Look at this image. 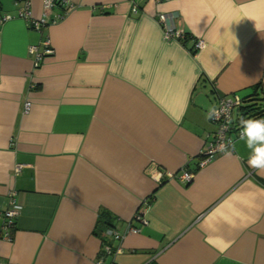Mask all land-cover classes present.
<instances>
[{"label":"crops","instance_id":"crops-1","mask_svg":"<svg viewBox=\"0 0 264 264\" xmlns=\"http://www.w3.org/2000/svg\"><path fill=\"white\" fill-rule=\"evenodd\" d=\"M73 2L30 0L48 17L38 30L23 0H0V264H264L250 149L232 132L231 156L198 164L218 98H264V0ZM161 13L189 37L165 39ZM46 39L36 65L29 46ZM11 191L21 210L4 238ZM102 210L138 231L102 241Z\"/></svg>","mask_w":264,"mask_h":264},{"label":"built area","instance_id":"built-area-1","mask_svg":"<svg viewBox=\"0 0 264 264\" xmlns=\"http://www.w3.org/2000/svg\"><path fill=\"white\" fill-rule=\"evenodd\" d=\"M24 4L23 6L18 10V15L25 18L31 23V26L35 29L41 30L42 26L45 24H48V17L46 15V12L44 13V16L41 18H34L32 16V10L30 8V0H23ZM65 4L66 3V12L70 9H73L75 7V4L73 0H43V7L45 10H48L55 4ZM133 10L136 11V7H133ZM9 17V16H6ZM159 22L163 24V33L165 39H172V40H182L184 31L177 28L173 21V15L161 13L158 15ZM43 49L42 51H38L37 46L31 45L29 46V52L35 54V64L37 65L41 58L46 55L53 52L52 48L49 46V40L46 39L43 41ZM205 45V42L203 39H197L194 42V51H197L201 48H203ZM239 97L237 95H234L233 97H219L218 103L216 108L219 109L222 105L228 104L231 102V106L229 108L228 115L231 117V123H228L225 115L221 114L218 119H211L213 123L216 124V130L212 136V140L207 146V149L203 152L204 156L199 160L198 164L199 166L204 165L216 152H219L217 150V145H219L222 141L224 143H227L229 140L232 141L231 134L234 132L236 135L239 136L240 133V124H236L235 120L238 117V106L242 104V98L239 97V103H236V98ZM30 105V102L27 101L25 104V110H28ZM235 110L236 113H235ZM252 118V117H250ZM264 118V115L258 116L256 118L252 119H261ZM249 119V118H247ZM171 176V174H169ZM193 176V173L187 170H183L180 173L181 179H184L186 181H189ZM14 192L11 191L9 193L10 200H9V206L3 211L2 213V227H3V236L4 238H8L9 230L13 227L14 224V218L17 216L18 212L16 209V205H20L13 199ZM21 206V205H20ZM136 219H141V214L137 212L134 216ZM138 228L133 226L131 223H128L125 227L124 231H119L116 228H111L106 230V234L110 236L111 238L115 240H121L127 233L129 232H137ZM104 250L107 253L112 252L111 247L109 245L104 246ZM116 250H119L117 248ZM98 264H102V261L99 260Z\"/></svg>","mask_w":264,"mask_h":264},{"label":"clouds","instance_id":"clouds-1","mask_svg":"<svg viewBox=\"0 0 264 264\" xmlns=\"http://www.w3.org/2000/svg\"><path fill=\"white\" fill-rule=\"evenodd\" d=\"M236 103H239V97L236 98ZM230 106L231 102L222 105L219 109L215 106L211 107L206 113V119H218L221 114H224L227 122L231 123V117L228 115ZM239 124V139L244 141L247 148L250 149V155L247 161L249 167L258 172L264 171V118L245 119L241 116ZM217 150L226 156H231L232 152L235 151V144L231 140L227 143L222 141L217 145ZM16 209L17 211L21 210V206L16 205Z\"/></svg>","mask_w":264,"mask_h":264},{"label":"trees","instance_id":"trees-1","mask_svg":"<svg viewBox=\"0 0 264 264\" xmlns=\"http://www.w3.org/2000/svg\"><path fill=\"white\" fill-rule=\"evenodd\" d=\"M188 37V33L184 32L183 38L186 39ZM262 100H264V98L258 96L257 91L247 98H242V104L238 106L239 113L235 120L236 124H239L241 116L247 119L250 117L256 118L258 116L264 115V109L261 107L262 103H264ZM115 220V217L108 211L102 210L99 212L94 232L100 236L102 241H105L104 237L106 236V230L115 228Z\"/></svg>","mask_w":264,"mask_h":264}]
</instances>
